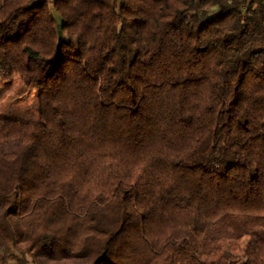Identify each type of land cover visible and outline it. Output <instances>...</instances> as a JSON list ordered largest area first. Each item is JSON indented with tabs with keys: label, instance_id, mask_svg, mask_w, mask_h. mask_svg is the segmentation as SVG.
<instances>
[{
	"label": "clouds",
	"instance_id": "clouds-1",
	"mask_svg": "<svg viewBox=\"0 0 264 264\" xmlns=\"http://www.w3.org/2000/svg\"><path fill=\"white\" fill-rule=\"evenodd\" d=\"M222 235L264 264V0H0V264Z\"/></svg>",
	"mask_w": 264,
	"mask_h": 264
},
{
	"label": "trees",
	"instance_id": "trees-1",
	"mask_svg": "<svg viewBox=\"0 0 264 264\" xmlns=\"http://www.w3.org/2000/svg\"><path fill=\"white\" fill-rule=\"evenodd\" d=\"M59 59V55H57V60ZM21 172L24 175H30L32 174V169L29 168L27 170L21 169ZM66 196L69 198V207H71L73 196L70 193H65ZM224 207H231V205H225ZM224 208L222 207H216L213 206L212 208H206L205 214L207 215L209 212H211L213 215L216 214L219 211H223ZM240 211H256L255 208L252 207H241L239 209ZM222 220H230V214L225 212V215L221 217ZM253 221H255V218H251ZM228 228H231V223L227 225ZM214 241H232V237L230 235H222L219 238H210L209 240H194L191 244H189L187 247L180 250L178 255L182 258V264H201L202 260L200 259V255H203L204 257L209 256L214 251ZM200 253V255H197V253ZM98 255H100V261L98 264H104V257L102 252H98ZM53 255H59L58 253H53ZM233 264V263H229Z\"/></svg>",
	"mask_w": 264,
	"mask_h": 264
},
{
	"label": "rangeland",
	"instance_id": "rangeland-1",
	"mask_svg": "<svg viewBox=\"0 0 264 264\" xmlns=\"http://www.w3.org/2000/svg\"><path fill=\"white\" fill-rule=\"evenodd\" d=\"M230 243L231 241H214V251L209 256H206L201 264H223V259H226L224 254L227 252ZM230 262L233 263L229 260L228 264Z\"/></svg>",
	"mask_w": 264,
	"mask_h": 264
}]
</instances>
